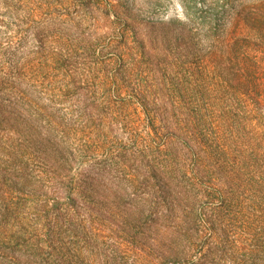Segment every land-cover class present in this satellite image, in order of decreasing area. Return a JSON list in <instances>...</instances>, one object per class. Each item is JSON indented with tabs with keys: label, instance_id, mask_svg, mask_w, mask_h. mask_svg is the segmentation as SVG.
<instances>
[{
	"label": "rangeland",
	"instance_id": "1",
	"mask_svg": "<svg viewBox=\"0 0 264 264\" xmlns=\"http://www.w3.org/2000/svg\"><path fill=\"white\" fill-rule=\"evenodd\" d=\"M172 21L252 89L224 97L249 125L207 159L138 107L145 92L190 104L169 120L199 117L201 89L171 92L202 71L162 41ZM59 150L72 182L47 174ZM80 181L91 192L69 197ZM0 264H264V0H0Z\"/></svg>",
	"mask_w": 264,
	"mask_h": 264
},
{
	"label": "trees",
	"instance_id": "2",
	"mask_svg": "<svg viewBox=\"0 0 264 264\" xmlns=\"http://www.w3.org/2000/svg\"><path fill=\"white\" fill-rule=\"evenodd\" d=\"M178 28L181 27H179L176 22L172 21L170 23V32H167L166 36L162 37V41L166 40L168 36H170L172 37L171 39L175 51L180 48L184 49L187 54L191 53L192 51L195 52L198 57V61L196 64L197 66L201 65L202 67L200 78L201 81L198 85L190 82L187 84V86L186 84H176V86L174 87L173 84L174 89L171 92H173V96H193V94L196 93L198 89H201V93L203 94V96L199 100L198 105L200 110L199 117L196 120H189L188 118H182L183 120L181 121L179 119L169 120L168 116H164V111L167 112V110L173 108L178 109L181 112L182 110H187L190 107V104H186L184 106L185 108L182 109L178 103L175 105L174 100H171L170 103H164L161 105L162 107L159 108L156 103L147 100L145 92H140L138 107L144 114L146 121L149 123L150 127H152V132L155 138H159L160 131H164L166 138L170 137L176 139L175 141L177 143L181 142V145L186 146L190 150H197V152L200 154L198 155L199 157H201L202 159H207L206 157H212V154L215 155V152L219 153V147H213L215 143L217 146H219V143L225 145L227 144V141L232 137L233 133H238V128H235L234 122L238 123V126L241 125L244 128L249 125L248 120H246L245 118H231L228 117L229 114L227 111H222L224 106L227 105L226 99H224V97L228 94V92L243 95L248 94L252 91V89L250 88L251 86L247 84V74L245 72H243V81L238 77V80L236 79L235 83L232 84V81L234 80V78H236V72L232 71L229 68H224L222 70L218 68L215 56L218 46H216V40L211 37V35L205 36L202 39L199 31L195 29L194 31L189 30L187 32V35L185 36L184 31L176 32ZM187 67L188 69H190L192 67L191 63L188 62ZM217 68L221 72L219 73L222 75V79L219 77V86L217 88H213L211 83L205 81L204 78L206 79L208 74L211 73L208 72V69H212V71L218 72ZM161 83L164 84V81H162ZM214 92L215 94L219 93L221 95L218 98L219 103L217 104L215 102L214 104L211 102V93ZM217 111L218 113L220 112L219 115ZM182 128L185 131L184 133L181 132ZM213 132L216 135L213 137L214 140L210 142V138L207 139L206 136ZM212 136L213 135H210L209 137ZM170 138H167V140ZM59 151V157L58 159L56 158V160L61 164H45V168L48 170L47 174L51 175L50 177L54 183L63 184L64 182L62 178H59V173H61V171H65L66 173L64 174L66 176L71 174L72 166H70V164H65L64 162L68 161L70 163V159L73 156L71 155L70 150L69 152H65L62 150ZM49 159L51 158L49 156H46V159L44 160L47 162L49 161ZM68 180L72 182V179L68 178ZM89 192H91V189L89 188L88 182L80 181L79 185H76L75 188H69L67 193L68 196L71 197V193H74L75 196H84Z\"/></svg>",
	"mask_w": 264,
	"mask_h": 264
}]
</instances>
